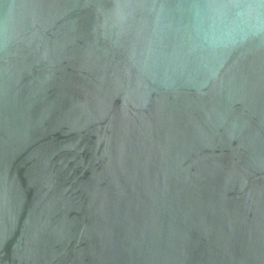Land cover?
Returning <instances> with one entry per match:
<instances>
[{
  "label": "water",
  "instance_id": "water-1",
  "mask_svg": "<svg viewBox=\"0 0 264 264\" xmlns=\"http://www.w3.org/2000/svg\"><path fill=\"white\" fill-rule=\"evenodd\" d=\"M0 264H264V0H0Z\"/></svg>",
  "mask_w": 264,
  "mask_h": 264
}]
</instances>
